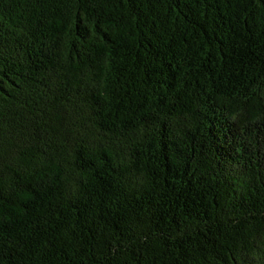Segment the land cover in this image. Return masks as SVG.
I'll list each match as a JSON object with an SVG mask.
<instances>
[{
  "label": "trees",
  "instance_id": "16d2710c",
  "mask_svg": "<svg viewBox=\"0 0 264 264\" xmlns=\"http://www.w3.org/2000/svg\"><path fill=\"white\" fill-rule=\"evenodd\" d=\"M0 264H264V0H0Z\"/></svg>",
  "mask_w": 264,
  "mask_h": 264
}]
</instances>
